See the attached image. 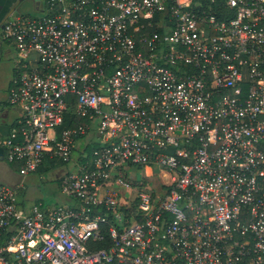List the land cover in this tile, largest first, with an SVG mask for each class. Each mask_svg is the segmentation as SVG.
Masks as SVG:
<instances>
[{"label": "built area", "instance_id": "1", "mask_svg": "<svg viewBox=\"0 0 264 264\" xmlns=\"http://www.w3.org/2000/svg\"><path fill=\"white\" fill-rule=\"evenodd\" d=\"M38 4L0 28V145L67 200L0 182V264H264V0Z\"/></svg>", "mask_w": 264, "mask_h": 264}, {"label": "rangeland", "instance_id": "2", "mask_svg": "<svg viewBox=\"0 0 264 264\" xmlns=\"http://www.w3.org/2000/svg\"><path fill=\"white\" fill-rule=\"evenodd\" d=\"M43 1V0H41ZM30 1L25 0L24 8L25 13H31L33 10L29 8L31 3L34 4L35 0ZM33 6V5H32ZM26 8V9H25ZM28 8V9H27ZM0 103L2 105L6 104V94L10 82V77L13 72V65H14V57H15V49L12 44L3 41V44L0 49ZM8 104V103H7ZM10 105V104H9ZM12 107H8L10 110ZM58 161H45L43 164L52 165L55 164L54 171L60 169V167L65 166H56ZM53 170H44V171H32L25 175L23 179L24 186L27 191V195L34 198L41 196L44 199L46 204L56 203V202H66V198L60 192L58 187V180L54 177ZM133 176L136 178L142 177V172L140 170L134 169L132 172ZM123 189V188H122ZM129 193H134L132 190H128Z\"/></svg>", "mask_w": 264, "mask_h": 264}, {"label": "crops", "instance_id": "3", "mask_svg": "<svg viewBox=\"0 0 264 264\" xmlns=\"http://www.w3.org/2000/svg\"><path fill=\"white\" fill-rule=\"evenodd\" d=\"M2 1L3 0H0V2ZM5 4H6L5 6H9L8 4L10 3L7 4L5 0ZM29 8L33 9L31 13H25L26 11L21 12V13L23 14L37 13V9L39 8V4L37 0H35V5L33 6L31 5ZM2 44H3V41L1 40V37H0V49H1ZM10 106L12 108L9 110L8 107ZM19 115H20V112L16 106H13L11 104L9 105V103L7 104V101L5 105H2L0 103V139H3L9 135L11 129L16 125ZM53 166H55V164H52V165L42 164L36 169V171H44V170L54 171ZM56 166H65V168L67 167V165L62 162L56 164ZM18 167L19 165L17 164V162H9L6 160L5 147L0 145V182L16 187L18 202L24 207H28L32 205L33 203H37V202H43L44 204H46L44 202V199L41 196L32 198L27 195V191L23 183V179L25 175H22L19 173ZM63 169L64 167H60L59 170L54 171V177L58 181H59V175L63 171ZM49 204L50 203H48V205Z\"/></svg>", "mask_w": 264, "mask_h": 264}, {"label": "flooded vegetation", "instance_id": "4", "mask_svg": "<svg viewBox=\"0 0 264 264\" xmlns=\"http://www.w3.org/2000/svg\"><path fill=\"white\" fill-rule=\"evenodd\" d=\"M10 1L11 0H6V3L8 4V3H10ZM24 1L25 0H13L10 4H8L9 6H8V9L6 10V13L8 12V11H10L12 8V11H10V13H12V12H19V13H21V12H24L23 10H24V8H22V6L24 5ZM27 1H30L29 3H31L32 2V0H27ZM38 1H41V0H37V2ZM16 3V4H15ZM5 0H3L2 2H0V10H2V9H4L5 8ZM15 5V7H13ZM31 5H35V2H34V4H32L31 3ZM26 9V8H25ZM6 13L4 14V16L0 19V28H1V25H2V23H3V18L5 17V15H6ZM0 53H1V51H0ZM13 71H14V65H13ZM13 73V72H12Z\"/></svg>", "mask_w": 264, "mask_h": 264}, {"label": "trees", "instance_id": "5", "mask_svg": "<svg viewBox=\"0 0 264 264\" xmlns=\"http://www.w3.org/2000/svg\"><path fill=\"white\" fill-rule=\"evenodd\" d=\"M12 1H13V0H11V2H12ZM11 2H10V3H11ZM7 7H8V6H5L4 9L0 10V19H1V18L4 16V14L6 13V10L8 9ZM71 112H73V107H70V108L68 109L67 113L65 114V115H66V118H67V117L70 118V121H71V118H72V117L74 118V115H73ZM76 121H77V122H80L81 119H80V118H76ZM68 123H69V122H68ZM68 123H67V120L65 119V122L63 123V125L66 126V125H68ZM49 161H52V160H49ZM59 163H61V162H59ZM97 245H98V246H103V245H105V244H104V242H100V243H97Z\"/></svg>", "mask_w": 264, "mask_h": 264}, {"label": "water", "instance_id": "6", "mask_svg": "<svg viewBox=\"0 0 264 264\" xmlns=\"http://www.w3.org/2000/svg\"><path fill=\"white\" fill-rule=\"evenodd\" d=\"M19 1V0H18ZM16 4V3H15ZM13 7H15V5L13 6ZM13 9V8H12ZM12 9L10 10V11H12ZM10 11H8L7 13H6V15H5V17L3 18V20H5L7 17H8V15L10 14Z\"/></svg>", "mask_w": 264, "mask_h": 264}]
</instances>
